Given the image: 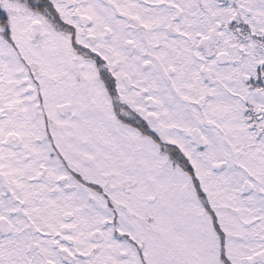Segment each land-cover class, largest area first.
I'll return each mask as SVG.
<instances>
[{
	"label": "snow or ice",
	"instance_id": "snow-or-ice-1",
	"mask_svg": "<svg viewBox=\"0 0 264 264\" xmlns=\"http://www.w3.org/2000/svg\"><path fill=\"white\" fill-rule=\"evenodd\" d=\"M0 264H264V0H0Z\"/></svg>",
	"mask_w": 264,
	"mask_h": 264
}]
</instances>
